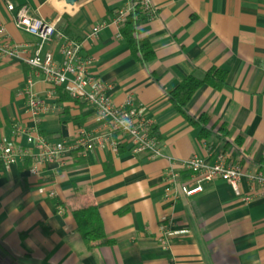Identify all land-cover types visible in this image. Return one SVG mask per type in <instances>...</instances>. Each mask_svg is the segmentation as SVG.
Returning <instances> with one entry per match:
<instances>
[{"label":"crops","instance_id":"1","mask_svg":"<svg viewBox=\"0 0 264 264\" xmlns=\"http://www.w3.org/2000/svg\"><path fill=\"white\" fill-rule=\"evenodd\" d=\"M150 1L155 16L138 23L136 35L151 43L155 58L139 64L113 22L131 0H80L73 6L13 0L82 44L90 74L109 86L115 104L132 97L146 108L160 156L94 146L81 149L85 162L74 163L72 151L65 165L48 164L39 177L30 174L29 159L0 165V264H264V198L246 203L215 180L194 196L164 200L166 175L190 158L209 161L225 153L247 173L264 170V0ZM0 26L11 43L25 46L0 58L1 142L24 143L13 124L33 125L21 94L29 80L31 92L50 108L39 118L42 136L72 142L80 131L104 127L89 105L60 94L64 90L35 77L25 64L40 46L43 55L61 62L60 41L42 42L19 29L4 0ZM211 68L228 73L226 84L219 91L202 86L186 106L190 116L210 118L212 133L200 142L198 129L178 114L169 93L190 75L203 79ZM222 125L226 137L217 133ZM181 181L191 183L190 177ZM93 204L112 244L91 252L73 211ZM163 229L174 233L167 247L159 242Z\"/></svg>","mask_w":264,"mask_h":264},{"label":"built area","instance_id":"2","mask_svg":"<svg viewBox=\"0 0 264 264\" xmlns=\"http://www.w3.org/2000/svg\"><path fill=\"white\" fill-rule=\"evenodd\" d=\"M141 4L147 18L155 16V10L150 0H136ZM7 11L12 15L14 24L21 30L38 37L42 42L58 40L61 43L62 61H56L52 53H41L38 47L26 60L25 64L37 78L48 82L54 88H61L73 100H81L89 105L96 113L104 127L91 133L83 130L76 140L49 139L38 133L39 118L49 111L41 96L31 92L33 80H29L21 90L25 96L26 112L30 115L32 126H24L21 122L13 124V134L24 137V143L0 141V165L11 166L17 162L29 159V172L39 177L48 164L63 166L66 156L77 149L89 150L94 146L109 147L118 153L120 145L133 154H147L150 158L160 156L159 139L152 120L145 107L138 105L128 97L122 104H115L110 98L109 86L95 79L89 71V61L82 55V44L70 40L57 28V22L43 20L32 14L26 5L17 6L13 0H4ZM117 11L113 22L121 28L126 14L130 11ZM98 28L93 30L97 35ZM25 46L13 44L8 39L4 27L0 26V58L13 57ZM127 115L133 121V132L121 130L117 123ZM190 177L191 183L181 181L182 177ZM243 179L247 181V190H243ZM222 180L226 182L236 197L246 203L258 198H264V170L247 173L238 164L231 163L225 153H219L213 160L199 157L190 158L178 163V169L169 172L165 177L164 200L168 203L177 201L180 195L194 196L203 191L205 183ZM54 198V193L48 194ZM57 212L65 214L63 206L57 207ZM173 232L162 230L159 242L162 246H169Z\"/></svg>","mask_w":264,"mask_h":264},{"label":"trees","instance_id":"3","mask_svg":"<svg viewBox=\"0 0 264 264\" xmlns=\"http://www.w3.org/2000/svg\"><path fill=\"white\" fill-rule=\"evenodd\" d=\"M132 6L130 11L126 14L123 25L120 28V35L127 43L131 55L139 64H148L155 58V53L151 43L147 39H140L136 35L137 24L146 20L147 15L143 7L136 0H131ZM117 15V12L114 16ZM155 77L154 74H152ZM228 73L225 70L218 68L209 69L203 79H198L192 75L186 77L180 82L170 93L169 100L174 109L182 116L189 125L198 129V141L202 142L208 139L211 135V129L208 127L210 118L207 115H201L194 118L186 111V106L192 100L195 93L204 85L219 91L226 84ZM60 94L65 95V91ZM156 130V128H154ZM220 137H226L227 130L222 125L218 132ZM156 136L159 138L156 131ZM81 149L72 152L74 163L85 162L86 158H82ZM125 151V146H119V153ZM79 157H81L79 159ZM73 216L77 224L78 233L81 235L86 248L93 252L94 250L112 244V241L106 237L102 219L96 205H89L87 207L73 211Z\"/></svg>","mask_w":264,"mask_h":264},{"label":"clouds","instance_id":"4","mask_svg":"<svg viewBox=\"0 0 264 264\" xmlns=\"http://www.w3.org/2000/svg\"><path fill=\"white\" fill-rule=\"evenodd\" d=\"M117 126L125 132L134 131L133 121L127 115H124L123 118L118 121Z\"/></svg>","mask_w":264,"mask_h":264},{"label":"water","instance_id":"5","mask_svg":"<svg viewBox=\"0 0 264 264\" xmlns=\"http://www.w3.org/2000/svg\"><path fill=\"white\" fill-rule=\"evenodd\" d=\"M80 0H65L67 5L73 6L75 5L77 2H79Z\"/></svg>","mask_w":264,"mask_h":264}]
</instances>
